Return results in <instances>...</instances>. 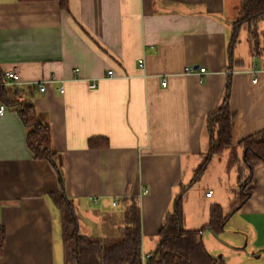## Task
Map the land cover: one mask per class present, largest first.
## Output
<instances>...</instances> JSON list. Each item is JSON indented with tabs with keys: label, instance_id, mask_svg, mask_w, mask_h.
<instances>
[{
	"label": "crops",
	"instance_id": "0c3cea01",
	"mask_svg": "<svg viewBox=\"0 0 264 264\" xmlns=\"http://www.w3.org/2000/svg\"><path fill=\"white\" fill-rule=\"evenodd\" d=\"M242 5L243 0H0V87L7 93L0 97L6 107L0 113V227L6 230L0 264H65L61 213L51 197L61 188L59 173L51 161L34 158L12 101L32 104L50 124L80 233L106 244L118 241L133 197L141 210L143 257L157 247L182 187L187 229L205 226L214 203L224 213L231 210L237 182L232 155L243 158L237 142L264 129V59L253 53L246 23L250 54L242 49V25L238 43L230 47ZM13 68L18 84L5 76ZM226 94L234 144L212 156L202 172H218L220 197L227 199L216 202L210 200L212 188L210 197L208 190L199 199L191 186L211 145L207 114ZM91 139L99 145L90 146ZM252 165L254 189L247 201L222 232H202L209 254L224 264H264V162Z\"/></svg>",
	"mask_w": 264,
	"mask_h": 264
},
{
	"label": "trees",
	"instance_id": "16d2710c",
	"mask_svg": "<svg viewBox=\"0 0 264 264\" xmlns=\"http://www.w3.org/2000/svg\"><path fill=\"white\" fill-rule=\"evenodd\" d=\"M31 1V0H26ZM45 1V0H42ZM243 16L233 23L230 47H234L239 40L240 26L246 23L249 36L253 42V53L260 55L259 31L257 24L264 18V0H243ZM4 87H0V97L6 99ZM7 101H9L7 99ZM18 107L19 117L24 122L27 131V144L35 159H45L53 163L60 177L61 188L51 193L54 204L60 209L62 220V235L64 242L65 264H224L220 256L209 254L201 239L205 228L216 233L223 231L232 213L236 212L252 194L254 186H250L253 171V160L264 162V129L253 132L240 139L238 146L243 148L242 159L233 155L231 166H236L237 182L233 194V205L228 213L223 212L219 203L210 208L209 222L196 229L184 226V194L186 188L174 199V207L166 216L165 222L159 230V240L154 252L148 258L142 257L141 210L136 199L130 198L125 209L124 224L121 228V238L106 244L99 237L80 233V223L76 207L72 199L64 191V177L57 163V152L52 148V131L49 123L40 119L38 111L32 104L12 101ZM206 127L210 133V149L204 156L201 167L196 170L195 179L202 175L212 156L223 153L233 146L232 114L228 94L221 105L207 114ZM90 146L98 144L97 139L89 141ZM6 230L0 227V254L3 253Z\"/></svg>",
	"mask_w": 264,
	"mask_h": 264
},
{
	"label": "rangeland",
	"instance_id": "374dc122",
	"mask_svg": "<svg viewBox=\"0 0 264 264\" xmlns=\"http://www.w3.org/2000/svg\"><path fill=\"white\" fill-rule=\"evenodd\" d=\"M262 24H264V22L261 23L260 26H262ZM241 40L243 41V45H242V49L244 52V55H248L250 54V48L252 47V43L250 41L247 42L244 41L243 39V35L246 31V26L242 25L241 26ZM263 28V27H262ZM264 29V28H263ZM262 31V30H261ZM260 55L257 56L258 58L262 57L264 59V31H262V34L260 36ZM256 56V55H255ZM234 154V151L232 152ZM233 157V155H232ZM218 172L216 170H213V168H209V170L205 171L203 175L199 176V179H197L195 181V183H193V185L191 186V193L192 195L194 193H196V195L198 196V198H206V192L209 190V188H212L215 191L214 196L210 199L216 202H220L219 200H222L223 202L225 201V199L227 198H223L220 197V193L221 190L218 187L219 185V179L217 178ZM226 182V179L223 178V183ZM223 186V185H222ZM224 187V186H223ZM227 195H229L228 193H226ZM226 195L224 194L223 197H225ZM221 198V199H220ZM110 243V242H109Z\"/></svg>",
	"mask_w": 264,
	"mask_h": 264
},
{
	"label": "built area",
	"instance_id": "2783aa9c",
	"mask_svg": "<svg viewBox=\"0 0 264 264\" xmlns=\"http://www.w3.org/2000/svg\"><path fill=\"white\" fill-rule=\"evenodd\" d=\"M144 65V60L140 59V66ZM188 72H191L193 70V68H188L187 69ZM200 72L204 73L205 72V68L201 67L200 68ZM112 73V70H109V74ZM5 76L6 78H8L12 83L18 84L20 82V78L18 75V70L16 68L10 69V70H6L5 71ZM256 77L254 78V82L256 81ZM163 84H166V79H163ZM91 86H95V84H92ZM40 90L44 91L45 90V84L41 83L40 84ZM61 92H63V88L60 89ZM6 107L4 105H0V113L2 114L5 111ZM213 193L212 190H209V192L207 193V196L210 197V195ZM115 203V202H114ZM150 256V254H146L143 256V258H148Z\"/></svg>",
	"mask_w": 264,
	"mask_h": 264
}]
</instances>
